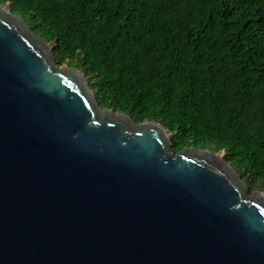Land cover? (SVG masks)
Listing matches in <instances>:
<instances>
[{"label":"water","instance_id":"obj_1","mask_svg":"<svg viewBox=\"0 0 264 264\" xmlns=\"http://www.w3.org/2000/svg\"><path fill=\"white\" fill-rule=\"evenodd\" d=\"M52 49L0 6V264H264V194Z\"/></svg>","mask_w":264,"mask_h":264},{"label":"trees","instance_id":"obj_2","mask_svg":"<svg viewBox=\"0 0 264 264\" xmlns=\"http://www.w3.org/2000/svg\"><path fill=\"white\" fill-rule=\"evenodd\" d=\"M102 108L222 152L264 191V0H0Z\"/></svg>","mask_w":264,"mask_h":264},{"label":"rangeland","instance_id":"obj_3","mask_svg":"<svg viewBox=\"0 0 264 264\" xmlns=\"http://www.w3.org/2000/svg\"><path fill=\"white\" fill-rule=\"evenodd\" d=\"M3 8L5 9V10H7V11H9V8H8V5L6 4V5H4L3 6ZM52 45H53V43H50L49 44V46L50 47H52ZM64 66H66V65H64ZM73 69H75V68H73ZM75 70H77V69H75ZM80 74H81V72L79 71V70H77ZM82 75V74H81ZM168 134V137L170 138V134L169 133H167ZM174 149V148H173ZM208 151H211V150H208ZM211 152H213V151H211ZM213 153H215V152H213ZM217 156H219V157H223V153L222 152H218V153H215ZM249 190V189H248ZM256 192H260V193H262V194H264V191L263 190H255V192L254 193H256ZM250 194V193H249ZM251 195V194H250Z\"/></svg>","mask_w":264,"mask_h":264}]
</instances>
